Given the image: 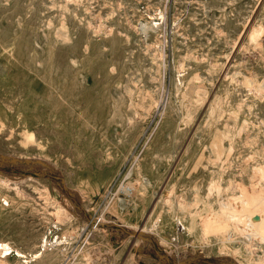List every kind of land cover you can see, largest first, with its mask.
Returning a JSON list of instances; mask_svg holds the SVG:
<instances>
[{
    "label": "rangeland",
    "instance_id": "1",
    "mask_svg": "<svg viewBox=\"0 0 264 264\" xmlns=\"http://www.w3.org/2000/svg\"><path fill=\"white\" fill-rule=\"evenodd\" d=\"M254 175L264 0H0V246L57 238L52 264H244L177 200L206 197L210 176L212 200L234 198ZM257 227L243 225L253 242ZM15 251L0 264H27Z\"/></svg>",
    "mask_w": 264,
    "mask_h": 264
},
{
    "label": "bare ground",
    "instance_id": "2",
    "mask_svg": "<svg viewBox=\"0 0 264 264\" xmlns=\"http://www.w3.org/2000/svg\"><path fill=\"white\" fill-rule=\"evenodd\" d=\"M74 1V0H73ZM161 14V13H160ZM162 16V15H161ZM152 21H145L144 25H146V29L148 28V24L150 25ZM5 27V26H4ZM7 27V26H6ZM88 27V26H87ZM7 30V29H6ZM10 29H8L9 31ZM11 31V30H10ZM5 32V30H4ZM261 32V27L253 26L250 31L248 38L250 40H255L258 38ZM9 33V32H8ZM59 33V32H57ZM2 34V33H1ZM11 34V33H10ZM6 35V33H4ZM8 35V34H7ZM116 42L112 40L111 47L115 48ZM78 46V43L73 45L71 47L72 50H75ZM80 47V46H79ZM79 51V50H78ZM62 60L64 62V70L65 73L70 71L69 67V60H66V55L64 54L62 57ZM63 65V64H62ZM60 65H58L59 67ZM101 65H98V69L101 68ZM55 67V66H54ZM57 67V66H56ZM175 67V66H174ZM61 68V66H60ZM53 69V68H52ZM183 70V69H182ZM52 71V70H51ZM57 71V69H56ZM55 71V72H56ZM180 71V70H179ZM53 73V71H52ZM63 73V72H62ZM93 75V73H92ZM197 78V77H196ZM29 79V78H28ZM33 79V78H32ZM96 79V78H95ZM32 82V81H31ZM34 82V80H33ZM92 82V81H91ZM193 82V81H192ZM26 83V82H25ZM77 83V82H76ZM63 84V83H61ZM91 84V83H90ZM78 85V84H77ZM17 86V85H16ZM31 86V85H30ZM49 86V85H48ZM83 86V85H82ZM91 86V85H90ZM88 87V85H87ZM36 88V87H35ZM58 88V87H57ZM56 88V89H57ZM74 88V87H73ZM78 88V87H77ZM82 88V87H81ZM90 88V87H88ZM93 88V87H92ZM95 88V87H94ZM129 88V87H128ZM15 89V88H14ZM21 88H19L20 91ZM25 89V88H24ZM29 89V87H28ZM31 89V88H30ZM96 89V88H95ZM107 89V88H106ZM194 89V88H193ZM37 90V89H36ZM36 90L34 92H36ZM78 90V89H77ZM80 90V87H79ZM18 91V90H16ZM77 92V91H76ZM30 93V92H29ZM33 93V92H32ZM49 93V92H48ZM64 93V92H63ZM69 93V92H68ZM199 93V92H198ZM197 93V94H198ZM28 94V93H27ZM40 94V93H38ZM52 94V93H51ZM130 94V93H129ZM50 95V94H49ZM34 96V95H33ZM36 96V95H35ZM40 96V95H39ZM38 96V97H39ZM64 96V94H63ZM74 96V95H73ZM206 96V95H205ZM37 97V96H36ZM65 97V96H64ZM46 98V97H45ZM56 98V97H55ZM53 98V99H55ZM73 98V97H72ZM75 98V97H74ZM115 98V97H114ZM153 98V97H152ZM128 99V98H127ZM126 99V100H127ZM146 99V98H145ZM29 99L20 98L16 99V93L14 90V103L16 104V112L18 113H25L22 110H25L29 108L28 106L31 104ZM48 100V99H47ZM59 100V99H58ZM65 100V99H64ZM67 100V99H66ZM75 100V99H74ZM83 100V99H82ZM60 101V100H59ZM148 101V100H147ZM208 101V99H207ZM56 102V101H55ZM66 102V101H65ZM121 102V101H119ZM127 102V101H126ZM53 103V102H51ZM57 103V102H56ZM59 103V102H58ZM62 103V101H61ZM64 103V102H63ZM112 103V102H111ZM60 105V104H58ZM69 105V104H68ZM128 105V104H127ZM33 106V105H31ZM52 106V105H51ZM54 103V107H55ZM114 106V105H113ZM50 107V105H49ZM70 109L71 107L66 106V108ZM159 107V106H157ZM53 109V108H52ZM73 110V109H72ZM71 110V111H72ZM136 110V109H135ZM50 111V109H49ZM56 111V110H55ZM67 111V110H66ZM223 111V110H222ZM230 111V110H229ZM232 111V110H231ZM49 114V113H48ZM72 114V113H71ZM76 114V113H75ZM233 114V113H232ZM33 116V115H32ZM73 116V115H72ZM77 116V115H76ZM213 116V115H212ZM49 117V116H48ZM57 117V116H56ZM69 119V117H68ZM74 119V118H73ZM47 121L50 122V119L46 120L43 124V127H47ZM71 123V122H70ZM52 127L57 124H52ZM39 125V124H38ZM38 125H36L38 127ZM210 125V124H209ZM64 126V124H63ZM238 126V125H237ZM229 128V127H228ZM50 129V128H49ZM30 131V130H29ZM44 131V130H43ZM52 132V131H48ZM212 132V131H211ZM30 133V132H28ZM53 133V132H52ZM31 134V133H30ZM57 134V132H56ZM63 134V133H62ZM31 137V136H30ZM41 145V144H40ZM244 170V169H243ZM239 171V170H238ZM246 171V170H245ZM253 172H250L252 174ZM204 178V177H203ZM31 179V178H29ZM194 182H196L194 180ZM197 183V182H196ZM211 185H208L206 188L205 194L207 196L205 197L202 193L195 196L193 199H190L189 201L185 199L179 198L177 200L179 211L183 216H194L190 220L200 218V219H212L213 223V233L220 236V240L222 246H225L226 248H234L239 249V253L242 254L241 259L243 260L244 264H264V176H251L249 179L248 185L246 187H241L239 189H236V185L228 184L229 190L234 193L238 192V196L231 198H222L219 197L218 194L216 196V199L212 200L213 192H217L220 190V186L216 184V182H213L212 176H210V182ZM208 183V184H209ZM237 184V183H236ZM206 185V184H205ZM198 189H201L198 185H196ZM227 188V189H228ZM220 192V191H219ZM235 194V193H234ZM237 194V193H236ZM179 195V194H178ZM175 197V196H174ZM180 197V196H179ZM193 197V196H192ZM204 199H202V198ZM177 198V195L175 199ZM171 199V198H170ZM165 204L170 206L171 203L170 200H164ZM170 202V203H169ZM220 207L222 208V213L220 210ZM170 209V207H169ZM48 211V210H47ZM217 212V213H216ZM50 213V212H48ZM65 209L61 206L55 207V210H52L51 215H57V217L64 215ZM216 213V214H215ZM67 215V212L66 214ZM69 215V214H68ZM216 215V216H215ZM244 215V216H243ZM215 216V217H214ZM64 217V216H63ZM182 217V216H181ZM214 217V218H213ZM60 219V218H59ZM63 220V219H62ZM215 220V223L213 222ZM248 221L250 223L256 224L258 227V231L260 232L261 241L260 242H253V240H249L243 230V225L245 222ZM197 226V225H196ZM200 226V225H199ZM203 226V225H202ZM201 227V226H200ZM189 229V228H188ZM204 231V229H202ZM207 231V230H206ZM255 231V230H254ZM257 232V231H256ZM255 232V233H256ZM201 234V233H199ZM204 234V233H203ZM21 235V234H19ZM23 235V234H22ZM21 235V236H22ZM202 235V234H201ZM206 235V234H205ZM18 236V235H17ZM250 236V234L248 235ZM45 237V236H44ZM203 238V237H202ZM202 240L201 238H199ZM252 239V237H251ZM206 240V239H205ZM43 242V243H42ZM203 242V240H202ZM4 243H6L4 241ZM2 243V244H4ZM41 245L39 248L34 251L25 252L23 250H16V255L18 260L24 259L23 262H26L29 264V262L32 263V261L36 262V264H52L53 262H56L57 259H59V254L61 252V248L59 247V244L61 243L56 238L54 242H50L47 238L41 239ZM206 243V242H205ZM0 246V253L6 254V251H14L12 248V244L2 245ZM50 247V248H49ZM50 250V251H48ZM63 255V254H62ZM4 259V257H3ZM60 260V259H59ZM2 261V260H1ZM22 262V261H21ZM30 263V264H31ZM59 263V262H58Z\"/></svg>",
    "mask_w": 264,
    "mask_h": 264
}]
</instances>
